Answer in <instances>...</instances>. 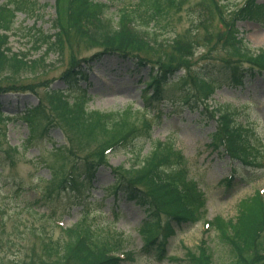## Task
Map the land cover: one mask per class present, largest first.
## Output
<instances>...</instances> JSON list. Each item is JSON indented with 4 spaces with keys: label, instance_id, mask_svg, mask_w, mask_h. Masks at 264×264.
I'll list each match as a JSON object with an SVG mask.
<instances>
[{
    "label": "rangeland",
    "instance_id": "374dc122",
    "mask_svg": "<svg viewBox=\"0 0 264 264\" xmlns=\"http://www.w3.org/2000/svg\"><path fill=\"white\" fill-rule=\"evenodd\" d=\"M7 1L10 0H0V4ZM36 1L39 6L34 15L17 13L8 38L11 52L20 55L26 53V61L31 69L26 67L10 75L0 74V113L4 118L0 122V264L37 260L42 240L63 237V229L82 218L86 224L96 229L100 239L108 237L116 240L113 237L114 231L118 234L121 251L130 255V259L121 264H185L188 253L198 255L200 251L205 252L211 264H228L231 254L217 239L215 229L211 225L206 229L207 222L211 224L216 219H234L238 204L255 195L264 200V73L245 79L243 84H234L225 77L227 70L220 66L231 58V47L221 39L225 33L224 26L229 24L236 11L247 0H214L220 8L219 11L210 13L200 5L202 0H184L180 10H170L156 28L159 35L155 42L164 43L163 46L151 54L143 52L142 56L152 60L151 62L181 69L176 73L177 76L204 70V74L214 80L211 85L215 86L207 103L231 105L237 113V120L252 129L247 145L251 148L247 158L254 160L253 166H236L228 155L208 146L210 133L214 131L216 122L205 110L200 112V106L197 110H190L185 106L170 107L167 102H156L154 110L140 112L141 90L150 69L148 66L137 67L134 59H122L118 55L93 58L86 78L79 83L78 89H68L62 79L63 74L74 62H78L74 65L75 68L78 66L84 69V62L97 54L98 50L95 48L89 49L71 41L72 48L68 46L62 58L49 54L43 59V64L33 68L32 63L44 56V47L38 50L31 47L32 40L27 29L34 27L50 34L53 32L52 25L56 15L54 0ZM140 2L141 0H107L109 9L106 15L115 22L120 7L133 8L140 5ZM255 4L264 7V0H255ZM200 15H205L211 26H199L197 19ZM193 21L195 22L192 23ZM236 28L238 37L243 39L251 51L264 49V16L238 21ZM193 29L198 31L195 35ZM13 83L24 86L22 89H12L9 86ZM47 90L61 91L71 100H76L80 92L85 91L89 95L85 104L86 111H121L131 104L134 112L128 121L134 128L141 131L142 123L153 124L149 123V140L145 139L143 131L138 134L140 138L136 142L141 148V155H146L152 144L159 141L172 145L175 155L164 149L171 155V160L181 157V166L177 168L175 175H172L169 167L164 166L168 174L163 172L162 175L170 178L163 183L172 189L181 177L186 178V181L196 185L204 206L194 224L174 228L175 234L167 240V256L164 260L157 262L153 257L140 253L143 243L140 228L144 218L141 208L125 199L116 200L109 191L103 194V187L113 182L107 167H101L104 169L96 175L89 195L79 200L81 204H77L72 191L63 190L49 199L42 194L51 181V174L57 171L55 183L59 182L58 172L65 171L69 165L60 162L58 152L62 154L64 148L73 151L70 154L66 152L67 156H64L71 161L74 156L81 157L84 154L83 147L78 146L75 152V147L69 141H76L78 130L72 128L73 124L64 121L55 120L56 127L48 133H44L39 124L35 139L26 143L28 128L20 114L39 102L43 105ZM168 93L165 92L168 99L176 95V92L171 93L169 97ZM157 111L161 113L159 119H156L154 113ZM52 146L53 149L60 146L58 152L51 149ZM13 148H16V153L11 151ZM83 149L88 152L86 146ZM161 155L165 154L161 151ZM107 157L112 168H129L135 160L127 148L115 150ZM154 161L158 166L161 165L159 161ZM232 165L240 172L242 180L234 178L232 185L227 187L224 179L232 173ZM147 188L160 199L153 185L147 184ZM161 206L163 219V215L169 213L171 207L165 204ZM98 230L108 234L99 233ZM262 236L264 237V229L260 234Z\"/></svg>",
    "mask_w": 264,
    "mask_h": 264
},
{
    "label": "trees",
    "instance_id": "16d2710c",
    "mask_svg": "<svg viewBox=\"0 0 264 264\" xmlns=\"http://www.w3.org/2000/svg\"><path fill=\"white\" fill-rule=\"evenodd\" d=\"M183 1L141 0L140 5L136 7H120L117 19L113 23L111 18L106 16L109 7L100 0H54L56 15L52 25L53 32L44 33L34 27L27 29L32 40L31 47L34 50L44 47V56L35 60L32 67L43 64V59L49 54L62 58L67 47L72 48L71 41L89 49L95 48L98 50L97 54L84 62V69L78 66L75 68L74 65L78 62H74L63 74L62 79L67 88L78 89L79 83L86 78L87 69L93 58L118 55L122 59H134L137 67L148 66L150 69L141 90L140 112L154 110L156 102L158 104L167 102L170 107L185 106L190 110H197L200 106L202 107L200 112L205 110L216 122L214 131L210 133L208 146L228 155L238 166L241 164L253 166V161L247 158V153L250 152V146L247 145L250 142L252 129L237 121V114L232 106L223 104L209 107L206 100L213 91V87H210L212 79L204 74V70H194L191 73L186 72V75L177 76L176 73L181 69L160 65L142 56L143 52L151 54L163 46L164 43L155 42V38L159 35L156 33V28L170 10L178 12L183 6ZM249 1L247 0L236 11L229 24L224 26L225 33L221 36L223 43L231 47V58L222 62L220 66L227 70L225 77L234 84H243L245 79H252L257 74L264 73V49L255 53L237 37L238 21L264 16V7L256 5L255 0ZM200 3L209 13L219 11L220 5L214 0H202ZM37 6L39 5L36 0H10L0 4V74L10 75L14 71L28 67L26 53L21 55L12 53L8 46V38L13 30L17 13L34 15ZM197 22L199 26H211L205 15H200ZM193 30L195 35L198 31ZM15 83L9 87L22 89L24 86ZM30 89L33 90L31 87ZM165 92H169L168 96L175 92L176 95L168 99ZM88 98L89 95L85 91L80 92L76 100H71L61 91L47 90L43 105L39 102L20 114L28 128L26 143H31L35 139L39 124L42 126V131L48 133L56 127L54 126L56 120L73 124L72 128L78 130L76 141L69 140L75 147V152L78 146L87 147L88 152L82 148L83 156L71 155L74 156L72 161L64 156H67L66 152L70 154L73 151L63 147L61 154L58 152L60 146L54 149L53 146L51 147L58 152L60 162L69 165L65 171L58 172L59 182L55 183L57 171L51 174V181L42 194L49 199L63 190L72 191L78 201L77 204H81L79 200L89 195L96 175L104 169L101 167H107L113 182L103 187V194L109 191L116 200L125 199L141 208L144 218L140 228L143 237L140 253L146 257H153L157 262L162 261L167 256V240L174 234V228L184 224H194L197 221L204 206L202 195L196 185L186 181V178L181 177L172 189L163 183L170 178L162 175L163 172L168 174L164 169L165 165L171 169L172 175H175L177 168L181 166L180 156L177 160H171L170 154L175 155L171 144L155 141L150 151L144 156L141 155V148L136 141L140 138L138 134L141 131L144 132L143 136L146 140L150 139V122L146 125L142 123L141 131L134 128L128 121L129 116L134 112L130 105L121 111H86L85 104ZM154 113L159 119L160 111ZM3 120L0 113V122ZM125 148L134 156L132 166L126 169L121 166L110 167L108 154ZM247 148L249 151H246ZM15 150L16 148L11 149L16 153ZM161 151L165 155H161ZM154 160L159 161L161 165L158 166ZM232 180L231 176L226 178L225 186L230 187ZM147 184L153 185L160 199L148 190ZM161 204L171 207L170 212L163 215V219ZM114 215L117 217V213L114 212ZM210 225L215 229L217 239L231 254L228 264H264V237H260L264 229V200L261 197L255 195L250 200L241 201L234 219L230 221L216 219ZM63 232L64 236L61 238L42 240L41 253L37 260L32 259L33 261L28 263L22 261L20 264H121L129 257L116 255L121 251V241L115 231L113 237L116 240L108 237L100 239L96 229L86 224L84 218L71 227L63 229ZM98 232L108 234L106 231L98 230ZM184 263L211 264L204 251H200L198 255L188 253Z\"/></svg>",
    "mask_w": 264,
    "mask_h": 264
}]
</instances>
